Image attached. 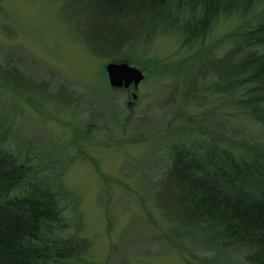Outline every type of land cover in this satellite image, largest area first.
<instances>
[{"label": "rangeland", "instance_id": "1", "mask_svg": "<svg viewBox=\"0 0 264 264\" xmlns=\"http://www.w3.org/2000/svg\"><path fill=\"white\" fill-rule=\"evenodd\" d=\"M201 1L167 0L151 36L132 49L138 64H130L143 79L135 90H121L107 83L110 59L87 50L60 20L68 14L60 11L62 0H0V64L45 89L0 86L3 147L67 193L66 214H72L69 199H78L77 236L88 248L74 264H199L201 257L238 264L246 253L234 246L217 255L209 245L170 235L153 203L170 146L198 139L206 145L214 128L234 137V122L223 120L232 109L229 97L214 89L213 60L231 48L223 36L264 14V0L246 6L245 0H224L228 7H218L205 35L181 45L184 33L171 24L193 25ZM56 89L65 95L55 96ZM244 128L249 136L261 133L257 126ZM76 228L71 223L62 235Z\"/></svg>", "mask_w": 264, "mask_h": 264}, {"label": "trees", "instance_id": "2", "mask_svg": "<svg viewBox=\"0 0 264 264\" xmlns=\"http://www.w3.org/2000/svg\"><path fill=\"white\" fill-rule=\"evenodd\" d=\"M245 1V6L250 4ZM166 2L62 0L60 11L68 14L59 18L68 29L74 28L94 55L138 64L132 49L151 36ZM224 3L202 0L193 25L191 20L171 24L172 30L184 33L181 45H193L203 37L218 7H228ZM222 40L231 48L213 60L214 89L229 97L232 109L223 120L234 122V137L220 135L214 128L207 131L206 145L197 138L170 146L153 203L170 226V235L209 245L217 255L243 246L246 253L238 264H264V47L255 49L264 44V14L242 20ZM0 86L45 91L18 68L1 64ZM62 93L56 89L55 96ZM247 125L257 126L261 133L246 135ZM4 133L0 130V264L83 261L88 241L77 236L81 229L78 199H69L72 214H66L67 193L38 176L33 164L8 152L3 147ZM71 223L77 225L74 233L62 235ZM201 258L199 264H210ZM185 263L196 264L186 259Z\"/></svg>", "mask_w": 264, "mask_h": 264}, {"label": "water", "instance_id": "3", "mask_svg": "<svg viewBox=\"0 0 264 264\" xmlns=\"http://www.w3.org/2000/svg\"><path fill=\"white\" fill-rule=\"evenodd\" d=\"M104 72L108 85L113 89H124L131 86L135 90L144 77L139 68L125 61H108L104 65ZM130 97L131 100L135 98L133 90L130 92Z\"/></svg>", "mask_w": 264, "mask_h": 264}, {"label": "flooded vegetation", "instance_id": "4", "mask_svg": "<svg viewBox=\"0 0 264 264\" xmlns=\"http://www.w3.org/2000/svg\"><path fill=\"white\" fill-rule=\"evenodd\" d=\"M131 86H129L128 88H130ZM128 88H124V89H121V90H128Z\"/></svg>", "mask_w": 264, "mask_h": 264}]
</instances>
